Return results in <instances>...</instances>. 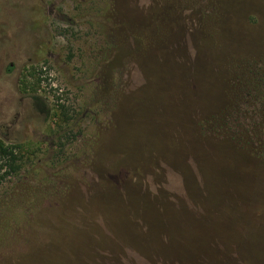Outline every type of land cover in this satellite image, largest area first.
Returning a JSON list of instances; mask_svg holds the SVG:
<instances>
[{
  "label": "rangeland",
  "instance_id": "rangeland-1",
  "mask_svg": "<svg viewBox=\"0 0 264 264\" xmlns=\"http://www.w3.org/2000/svg\"><path fill=\"white\" fill-rule=\"evenodd\" d=\"M0 142V264H264V0H0Z\"/></svg>",
  "mask_w": 264,
  "mask_h": 264
},
{
  "label": "trees",
  "instance_id": "trees-1",
  "mask_svg": "<svg viewBox=\"0 0 264 264\" xmlns=\"http://www.w3.org/2000/svg\"><path fill=\"white\" fill-rule=\"evenodd\" d=\"M32 105L37 114L42 117L50 118L52 110L49 104L40 96L32 97ZM0 161H5V167L8 168L10 173H16L18 171L17 162L20 161L18 156L16 155V148L12 146H6L2 142H0ZM4 166H0L2 169Z\"/></svg>",
  "mask_w": 264,
  "mask_h": 264
},
{
  "label": "flooded vegetation",
  "instance_id": "flooded-vegetation-1",
  "mask_svg": "<svg viewBox=\"0 0 264 264\" xmlns=\"http://www.w3.org/2000/svg\"><path fill=\"white\" fill-rule=\"evenodd\" d=\"M33 96H37V95H36V94H33L32 97H33ZM32 97H31V106H30V107H31L32 109H34V108H33V105H32ZM34 111H35V110H34ZM44 118H45V117H44ZM11 126H12V127H11ZM18 126H19V123L12 122V123H9L8 126H7V125L3 126V128L6 129V128H10V127H11L10 129L13 130V132H14L15 130L17 131L16 128H17ZM10 129H9V131H11ZM4 143H5V142H4ZM8 146H9V145H8Z\"/></svg>",
  "mask_w": 264,
  "mask_h": 264
}]
</instances>
